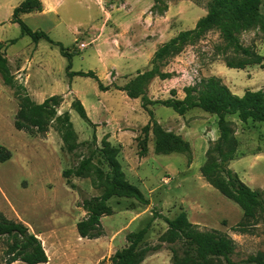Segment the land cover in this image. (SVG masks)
I'll list each match as a JSON object with an SVG mask.
<instances>
[{"label":"rangeland","instance_id":"obj_1","mask_svg":"<svg viewBox=\"0 0 264 264\" xmlns=\"http://www.w3.org/2000/svg\"><path fill=\"white\" fill-rule=\"evenodd\" d=\"M152 1L153 6L149 14L166 18L168 12V18H173V22L168 20L167 23L172 22V30L168 34H172L174 38L180 32L194 29L197 21L207 14L213 0ZM261 12L264 14V0ZM162 24H166L165 21ZM19 35L18 27L8 30L9 39H15ZM238 39L243 47H250L264 57V35L259 26L242 32ZM30 44L31 39L23 37L12 49L23 51L26 48L24 52H27L31 48ZM84 47L85 45L78 48ZM49 50L48 44L42 42L35 56L51 63L54 68L53 79H65L68 60L60 55L57 48ZM81 52L74 47L72 55ZM3 55L5 56V53ZM228 57H233V53L226 47L218 31L209 30L200 38L187 41L176 54L160 61L157 74L146 80L142 89L148 100L164 101L185 96L187 88L195 87L201 80L209 77L220 79L238 96H242L246 91L264 88V62L260 66L250 65L242 70L230 69L224 62ZM74 58L71 67L78 69L81 64L79 55ZM152 59L149 64L132 74L126 83L118 80L121 76L115 67L108 68L106 74L100 77L95 75L98 81H94L98 86L101 84L108 90L121 91L127 95L120 89L125 88L138 75L151 70ZM11 63L12 66L8 64L15 86H23L24 76L15 75V61L12 60ZM111 64H115V61ZM35 71L32 70L33 75ZM94 81L88 80L89 83L80 84L91 94L92 99ZM31 84H37L36 78H33ZM15 91V87L11 88L3 83L0 75V146L10 153L9 160L0 162V212L9 220L23 223L37 236L48 258L46 264H110L111 256L127 245L125 237L128 233L137 231L149 223L145 240L152 246L157 245L159 236L167 228L163 217L172 219L181 211L187 214L188 220L197 225L199 230H214L229 236L235 242L236 247L231 256L233 264H245L249 256L264 253V217L245 221L242 210L200 176L199 169L205 162L206 153L203 147L212 143L208 134L211 122L207 117L204 123L207 122L209 126L203 122L197 123L201 120L196 114L186 124L188 129L194 130L193 137L187 140L191 152L186 154H155L152 127L148 134L143 132L147 124L138 129L136 139L139 143L144 139L147 141V153L142 154V146L137 143L135 149L130 147L122 155V160L117 159L126 180L140 190L149 205H141L130 198L113 197L108 202L112 215L101 219L103 235L93 240L80 238L76 224L85 217L81 207L82 201L101 193L100 182L94 169L106 172L107 167L96 155L88 177L69 178L74 189L66 184L62 174L86 158L90 152L100 148L103 142H108L107 138L113 136L112 128L115 126L110 120L108 108L112 107V111L117 115L118 107L123 105V101L118 93L95 97L93 102L101 107V114L99 112V118L94 119L96 123L91 125L85 123L72 110L71 104L76 99L74 92L65 90L54 95L61 98L60 105L56 107L57 114L68 112L77 133L79 146L73 156L63 148L62 140L55 131L54 121L50 123L49 131L44 135H32L14 128L18 111ZM45 94L47 96V93ZM31 99L36 103L43 100ZM145 111L153 112V121L163 131L170 132L166 130V124H169V127H176L175 124H178L181 129V119L172 109L152 105ZM228 120L238 142L235 159L227 164L228 168L250 188L264 190V125L252 121L243 123L236 116L229 117ZM204 126L208 128L203 134ZM111 140L116 142L115 138ZM141 157L146 159L141 160ZM126 172L135 175L128 176ZM6 245V238L1 237L0 264H4ZM168 248L167 244H162L161 249L149 255L142 264H172Z\"/></svg>","mask_w":264,"mask_h":264},{"label":"trees","instance_id":"obj_2","mask_svg":"<svg viewBox=\"0 0 264 264\" xmlns=\"http://www.w3.org/2000/svg\"><path fill=\"white\" fill-rule=\"evenodd\" d=\"M156 1V0H154ZM263 0H213L207 14L200 18L194 29L178 33L174 38L159 47L151 60L152 69L138 75L130 81L123 90L131 99L140 98L144 110L152 105H161L172 109L178 115H184L192 109H200L217 117L219 137L209 144L205 153V162L200 167V175L205 182L217 190L222 196L235 203L243 213L245 221L264 217V190L252 189L230 170L227 164L235 159L238 142L234 136L229 117L236 116L240 122L252 121L264 125V88L257 91H246L242 96L233 94L230 89L216 77H209L191 88L185 90L183 99L170 98L164 101H150L142 89L146 80L157 74L158 63L180 51L182 46L191 40L200 38L209 30H217L233 57L225 58V65L230 69L242 70L250 65H262L264 57L255 53L250 47H243L238 36L256 26L264 35V14L261 12ZM39 0H24L13 10L12 22L19 26L21 35L29 37L37 43L44 40L56 46L63 57L68 60L66 75L69 78L78 76L97 78L92 72H70L72 54L60 43L51 40L42 31L31 30L22 20L21 15L41 11ZM0 75L3 83L16 88L18 111L14 120V128L32 135H44L49 131L50 123L55 122V131L59 134L63 148L67 153L75 155L78 148V137L74 130L68 112L57 114L56 107L61 98L52 96L42 103H36L26 93L25 88L15 86L10 74L6 57L0 51ZM101 90H107L99 84ZM71 108L87 124H91L79 100L75 99ZM150 122L143 128L148 134L150 127L154 138L155 154H186L191 147L181 136L163 131L154 121L153 112H148ZM142 154L147 153V141L141 143ZM107 167V171L95 168L101 193L98 196L85 198L81 207L85 217L76 224V231L82 239H98L103 235L101 219L112 215L108 202L113 197L134 199L141 205H149L148 200L140 190L130 184L125 177L118 161L119 148L103 142L73 168L63 172L66 184L72 189L70 177L86 178L93 168L95 156ZM10 159V153L0 146V162ZM189 163V162H187ZM190 164V163H189ZM167 228L159 238L157 245H150L145 237L149 231L148 223L143 228L126 235L127 245L117 250L110 258V264H142L151 254L158 252L162 244H167L171 252L172 264H233L231 256L235 250V242L227 235L211 230L201 231L198 226L188 220L184 211L174 218L163 217ZM241 226V224H240ZM6 238L4 264L22 262L24 264H46L48 262L45 250L27 226L21 222L7 219L0 212V238ZM245 264H264V253L249 256Z\"/></svg>","mask_w":264,"mask_h":264},{"label":"crops","instance_id":"obj_3","mask_svg":"<svg viewBox=\"0 0 264 264\" xmlns=\"http://www.w3.org/2000/svg\"><path fill=\"white\" fill-rule=\"evenodd\" d=\"M23 1L0 0V51L5 53V57L11 66L12 60L15 61L14 74H18V77L20 74L24 76V79H22L24 80L23 87L27 95L33 99L43 98L42 101L38 102L42 103L46 98L70 90L75 93L76 99L82 104L92 125L96 123L94 119L99 118V112L101 114V107L94 103L93 99L110 93L113 95L118 93L123 105L118 107L119 112L117 115L112 111V107L108 108L110 120L114 122L115 126L112 128L113 136H109L107 141L119 148L118 159L122 160V155L130 147L135 149L138 129L148 124L150 120L148 113L142 107L141 100L130 99L121 91L101 90L95 82L96 80L94 81L92 78L78 76L69 78L65 73V79L60 81L53 79L52 72L54 68L51 63L35 56V52L41 47L42 42L47 43L44 40H39L37 43L32 42L30 44L31 48L27 52H24L26 48L23 51L13 50L12 48L18 44V41L23 37H27L21 35V32L15 39H9L7 36L9 29L19 28L16 23L12 22V15L13 10ZM39 1L42 6L41 11L23 14L20 18L31 30L46 33L51 40L60 43L69 50V53L72 54L74 47L82 51L80 54L75 53L72 55L71 66H73L75 55H79L78 59L81 64L78 69L71 67L70 72H93L94 75L100 77V75L106 74L108 68L115 67L119 76H121L118 80L121 83H126L139 68L149 64L148 62L153 58L159 47L173 38L172 34H168L172 30L173 18H168V12L165 15L166 18L149 14L153 6L152 0ZM168 20L172 22L167 23ZM163 21L166 24H162ZM80 44H84L85 47L79 49ZM48 47L49 51H52V48H57L59 51L56 46L48 44ZM64 59L66 58L64 57ZM114 61L115 64H111ZM33 69L36 70L35 75L32 74ZM33 78H36V85L31 84ZM88 80L94 81L92 85L93 99L90 98L91 94L80 85L89 83ZM45 93H47V96ZM183 97L178 99H183ZM194 114L201 120L197 123L203 122L207 126H209L207 122H204L209 117L211 125L209 128L207 126L203 127V134L208 128L210 140L212 142L217 140L219 137L217 117L197 108L189 110L182 116L176 113L177 117L181 119V129H179L178 124H175L176 127H169V124H166V130L180 135L187 141L194 135V130L186 127L187 121L195 117ZM114 131L116 132L114 133ZM114 138L116 142L111 140ZM208 146L207 143V146L203 147L204 153ZM145 159L146 157H141V160ZM126 174L128 176L135 175L127 172Z\"/></svg>","mask_w":264,"mask_h":264},{"label":"built area","instance_id":"obj_4","mask_svg":"<svg viewBox=\"0 0 264 264\" xmlns=\"http://www.w3.org/2000/svg\"><path fill=\"white\" fill-rule=\"evenodd\" d=\"M84 45L83 44H80L79 47H83Z\"/></svg>","mask_w":264,"mask_h":264}]
</instances>
